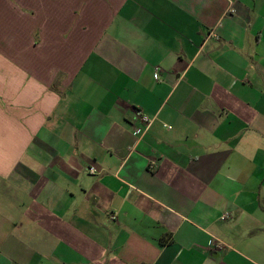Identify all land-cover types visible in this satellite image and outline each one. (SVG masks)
<instances>
[{
    "label": "crops",
    "instance_id": "crops-1",
    "mask_svg": "<svg viewBox=\"0 0 264 264\" xmlns=\"http://www.w3.org/2000/svg\"><path fill=\"white\" fill-rule=\"evenodd\" d=\"M0 264H264V0H0Z\"/></svg>",
    "mask_w": 264,
    "mask_h": 264
},
{
    "label": "built area",
    "instance_id": "built-area-1",
    "mask_svg": "<svg viewBox=\"0 0 264 264\" xmlns=\"http://www.w3.org/2000/svg\"><path fill=\"white\" fill-rule=\"evenodd\" d=\"M137 117L139 119H141V121H143L144 123H146L147 125L150 123L151 120H149V118L142 114L140 111L136 113ZM156 167V163L155 162H152L151 165H150V168L151 169H154ZM228 213H224L221 217L222 218H226L228 217ZM211 247L213 250L215 251H218V250H224L226 247H225V244L217 239H213L212 240V243H211Z\"/></svg>",
    "mask_w": 264,
    "mask_h": 264
}]
</instances>
